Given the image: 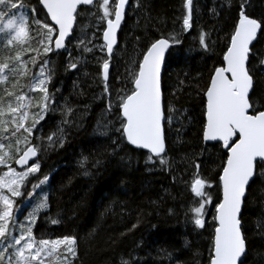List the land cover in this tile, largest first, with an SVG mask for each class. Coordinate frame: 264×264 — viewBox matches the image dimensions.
Instances as JSON below:
<instances>
[{
	"label": "trees",
	"instance_id": "trees-1",
	"mask_svg": "<svg viewBox=\"0 0 264 264\" xmlns=\"http://www.w3.org/2000/svg\"><path fill=\"white\" fill-rule=\"evenodd\" d=\"M240 2L193 0V27L185 31L184 0H130L111 58L108 84L113 100L119 89L130 87L129 70L150 43L170 36L182 41L167 57L163 70L165 103L176 110L171 124H165L169 163L164 165L146 164V154L120 141L115 132L117 114L106 109L108 96L98 71L106 52L97 48L81 57L72 41L71 57L64 52L52 56L56 94L73 111L69 116L51 112L42 130L46 139L64 128V144L47 147L39 159L41 172L32 180L35 184L46 175L52 177L44 186L50 209L41 212L34 226L37 237L76 236V264H121L122 259L132 264H208L212 229H196L191 223L195 197L189 183L195 164L200 165V175L213 183L220 170V145L213 147L214 143L202 139L203 90L213 68L221 63ZM29 3L34 6L37 0ZM248 3L250 14L264 17V0ZM87 15L91 14L86 8L76 34ZM90 20L95 22L92 16ZM201 32L209 36V51L199 44ZM254 44V99L260 102L264 100V66L259 63L264 58V36ZM70 59L77 60L78 71L68 70ZM114 140L120 142L114 144ZM207 191L217 195L214 187ZM243 217L246 264H264V176L258 175L251 185ZM53 219L58 223L53 224Z\"/></svg>",
	"mask_w": 264,
	"mask_h": 264
},
{
	"label": "snow or ice",
	"instance_id": "snow-or-ice-1",
	"mask_svg": "<svg viewBox=\"0 0 264 264\" xmlns=\"http://www.w3.org/2000/svg\"><path fill=\"white\" fill-rule=\"evenodd\" d=\"M128 5L129 0H37L34 6L29 0H0V264H76L78 259L76 236L45 238L35 234L40 213L50 209L44 186L52 177L46 175L32 183L41 172V154L47 147L64 144V128L46 139L42 130L55 111L59 91L53 84L52 56L64 52L71 57L73 40L81 57L95 48L106 52L98 71L108 96L106 109L117 114L115 132L120 141L144 152L146 164L169 163L165 159V124H171V113L176 110L165 103L163 67L182 41L170 36L150 43L142 59L129 70L130 87L119 89L113 100L108 84L111 58ZM249 6L248 0H241L221 63L213 68L203 90L202 139L215 142L213 147L218 143L223 152L215 183L200 175L199 164L194 165L196 171L189 183L195 197L191 223L196 229H212L208 264H246L243 211L251 185L258 175L264 176V100L254 99L252 65L257 56L254 42L264 36V17L250 14ZM86 8L97 32L102 31V45L76 36ZM184 8L183 30L188 31L193 27V0H184ZM199 44L204 51L210 50L207 33H200ZM259 63L264 66V58ZM67 68L78 71L77 60L70 59ZM213 187L216 196L207 191ZM27 205L32 208L22 223L19 217ZM51 222L58 223L55 219ZM121 264L132 261L122 259Z\"/></svg>",
	"mask_w": 264,
	"mask_h": 264
},
{
	"label": "rangeland",
	"instance_id": "rangeland-1",
	"mask_svg": "<svg viewBox=\"0 0 264 264\" xmlns=\"http://www.w3.org/2000/svg\"><path fill=\"white\" fill-rule=\"evenodd\" d=\"M94 11V9H93ZM91 19V15H87L86 20L83 21L82 23H79V27H78V33L76 34L77 37H81L84 36L85 37V42L87 43L88 40L92 41V44L94 45H102L103 44V40H102V31L97 32V28H96V23L94 22L92 24ZM77 28V27H76ZM93 33H95V35H93ZM101 38V39H100ZM75 43H77L76 40H73ZM92 44H89V46H92ZM97 49V48H95ZM71 51L73 52V48L71 49ZM70 51V52H71ZM71 52V53H72ZM69 56V55H68ZM131 69H134V66H132ZM56 105H55V110L56 112H58L59 115H61V111L64 112L63 114L65 116H69L72 113V109L70 108V106L67 104V102L59 99V95L56 94ZM71 109V112H68V109ZM101 119V118H100ZM55 139V137H54ZM57 146V144L55 145ZM55 146H51L48 147V149H54ZM30 188V186H29ZM31 190V189H30ZM19 207V206H18ZM32 206L31 205H27L26 206V210L24 211V213L22 215H20L19 220L20 222H24L28 212L31 211ZM41 214V213H40ZM40 216V215H39Z\"/></svg>",
	"mask_w": 264,
	"mask_h": 264
},
{
	"label": "water",
	"instance_id": "water-1",
	"mask_svg": "<svg viewBox=\"0 0 264 264\" xmlns=\"http://www.w3.org/2000/svg\"><path fill=\"white\" fill-rule=\"evenodd\" d=\"M129 4H130V0H129ZM129 6V5H128ZM128 6H127V8H128ZM126 11H127V9H126ZM123 23V22H122ZM255 43V42H254ZM116 48V47H115ZM115 48H114V50H115ZM163 70H164V67H163ZM211 143H215V142H211Z\"/></svg>",
	"mask_w": 264,
	"mask_h": 264
},
{
	"label": "bare ground",
	"instance_id": "bare-ground-1",
	"mask_svg": "<svg viewBox=\"0 0 264 264\" xmlns=\"http://www.w3.org/2000/svg\"><path fill=\"white\" fill-rule=\"evenodd\" d=\"M127 12V11H126ZM57 93V92H56ZM57 99V98H56ZM211 143V142H210Z\"/></svg>",
	"mask_w": 264,
	"mask_h": 264
}]
</instances>
